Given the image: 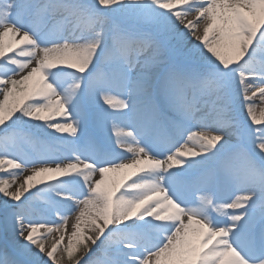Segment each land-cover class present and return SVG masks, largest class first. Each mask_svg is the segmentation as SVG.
Here are the masks:
<instances>
[{
    "label": "snow or ice",
    "instance_id": "obj_1",
    "mask_svg": "<svg viewBox=\"0 0 264 264\" xmlns=\"http://www.w3.org/2000/svg\"><path fill=\"white\" fill-rule=\"evenodd\" d=\"M0 216V264H264V0H0Z\"/></svg>",
    "mask_w": 264,
    "mask_h": 264
},
{
    "label": "rangeland",
    "instance_id": "obj_2",
    "mask_svg": "<svg viewBox=\"0 0 264 264\" xmlns=\"http://www.w3.org/2000/svg\"><path fill=\"white\" fill-rule=\"evenodd\" d=\"M18 144L21 148H23L26 151H33V149H36V144L34 145L30 144L29 146V143H27L23 138L20 141L18 140ZM45 147H47V145H45ZM70 226H71V220L69 221V230H70ZM12 244H13V237L10 231L5 230L2 216H0V250L6 247L11 248Z\"/></svg>",
    "mask_w": 264,
    "mask_h": 264
}]
</instances>
